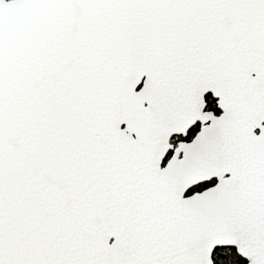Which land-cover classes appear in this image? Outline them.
<instances>
[{
  "label": "snow or ice",
  "instance_id": "1",
  "mask_svg": "<svg viewBox=\"0 0 264 264\" xmlns=\"http://www.w3.org/2000/svg\"><path fill=\"white\" fill-rule=\"evenodd\" d=\"M0 264H264V0H0Z\"/></svg>",
  "mask_w": 264,
  "mask_h": 264
}]
</instances>
